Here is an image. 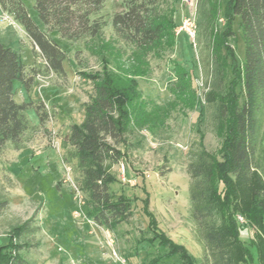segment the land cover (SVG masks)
<instances>
[{
    "label": "rangeland",
    "instance_id": "rangeland-1",
    "mask_svg": "<svg viewBox=\"0 0 264 264\" xmlns=\"http://www.w3.org/2000/svg\"><path fill=\"white\" fill-rule=\"evenodd\" d=\"M227 1L220 0L212 34L216 40L225 37V82L236 84L245 45L239 21L226 15ZM24 2L37 20L34 0ZM211 2L168 0L163 8L169 13L176 10V49L164 62L152 60L149 73L138 78L143 103L151 105L148 113L160 109V126L138 127L132 122L126 145L119 146L124 159L107 166L116 178L112 191L131 200L133 211L131 222L114 230L99 227L87 215L85 196L63 159L68 150L65 135L72 124L82 122L84 105L95 94L93 78L105 69L129 76L135 65L129 54L122 56L111 29V18L123 9V0H106L102 11L106 26L100 37L79 43L55 37L67 54L66 75L49 73L44 59L33 54L25 30L0 9V39L19 54L27 76L34 78L30 89L16 83V101L41 102L49 114L42 126L35 108H30L34 128L25 134L20 147L8 144L0 150V192L9 202L0 216V252L6 253L11 264H153L169 256V249L161 245L164 241L182 245L200 263L202 247L190 216L189 152L199 135L207 151L216 156L221 157L224 145L218 108L209 102ZM187 18L194 33L180 32ZM173 61L182 64L191 77L179 82L170 65ZM180 85L189 87L188 91L178 92ZM260 159L264 177V142ZM30 219L38 232L17 237V228ZM254 234L248 226L242 238L249 242ZM173 257L162 264H175L177 256Z\"/></svg>",
    "mask_w": 264,
    "mask_h": 264
},
{
    "label": "trees",
    "instance_id": "trees-1",
    "mask_svg": "<svg viewBox=\"0 0 264 264\" xmlns=\"http://www.w3.org/2000/svg\"><path fill=\"white\" fill-rule=\"evenodd\" d=\"M167 1L123 0V9L111 18V29L122 56L129 54L135 65L129 76H117L105 69L94 77L95 94L84 105L83 120L72 124L65 135L68 150L64 163L72 168L76 186L85 196L87 215L107 230L129 224L133 218L131 200L111 189L116 178L108 164L116 165L124 159L119 146L126 145L132 122L138 127L160 126V109L148 113L151 105L143 103L138 78L149 73L152 60L164 62L176 49V10L165 12ZM105 3L106 0H34L37 20L24 0H0V9L25 30L33 54L44 59L46 70L66 75L67 54L55 37L70 43L100 37L106 26L102 15ZM219 5L220 0H212L208 16L212 35L209 102L218 108V128L224 145L219 157L207 151L202 135L193 143L186 168L190 216L203 252L199 264H264V177L260 159L264 142V0H228L225 4L230 20L239 21L245 45L236 84L225 82V37L216 40L212 34ZM170 65L179 82L191 77L177 61ZM17 82L30 89L34 78L27 76L19 54L0 39V150L8 144L20 147L25 134L34 128L28 116L30 108H35L40 125L49 121L43 103L16 101ZM188 88L180 85L178 92ZM8 207V200L0 192V216ZM33 222L30 219L18 227L17 237L38 232ZM248 226L255 234L246 242L242 233ZM161 245L169 249V256L153 264H162L173 256H177L175 264H196L182 245L172 241ZM5 256L0 252V264H11Z\"/></svg>",
    "mask_w": 264,
    "mask_h": 264
},
{
    "label": "built area",
    "instance_id": "built-area-1",
    "mask_svg": "<svg viewBox=\"0 0 264 264\" xmlns=\"http://www.w3.org/2000/svg\"><path fill=\"white\" fill-rule=\"evenodd\" d=\"M193 27H192V24H191V20L189 19V18H187V19H185L184 21H183V26L182 27H180V32L181 31H188V30H190V32H192V33H194L191 29H192ZM240 220H242L241 218H240Z\"/></svg>",
    "mask_w": 264,
    "mask_h": 264
}]
</instances>
